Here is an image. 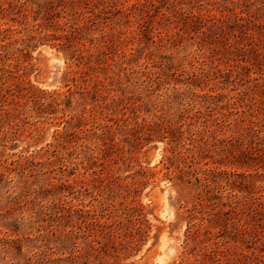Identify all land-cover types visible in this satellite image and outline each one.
Here are the masks:
<instances>
[{
    "label": "rangeland",
    "instance_id": "1",
    "mask_svg": "<svg viewBox=\"0 0 264 264\" xmlns=\"http://www.w3.org/2000/svg\"><path fill=\"white\" fill-rule=\"evenodd\" d=\"M8 1L0 264H264V0Z\"/></svg>",
    "mask_w": 264,
    "mask_h": 264
},
{
    "label": "trees",
    "instance_id": "2",
    "mask_svg": "<svg viewBox=\"0 0 264 264\" xmlns=\"http://www.w3.org/2000/svg\"><path fill=\"white\" fill-rule=\"evenodd\" d=\"M11 0L8 1L10 3ZM7 33H5L3 30H0V80L9 78V77H17L18 79L21 77L19 75V70H10L4 66L8 61V56L2 52V50L7 49L10 46V42L7 41ZM26 48V47H24ZM23 49V48H22Z\"/></svg>",
    "mask_w": 264,
    "mask_h": 264
}]
</instances>
